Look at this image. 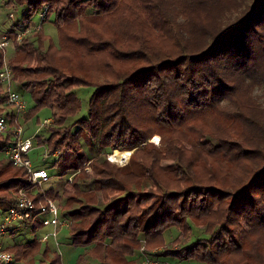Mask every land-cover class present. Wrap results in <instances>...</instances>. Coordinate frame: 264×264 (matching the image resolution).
<instances>
[{
    "label": "trees",
    "instance_id": "1",
    "mask_svg": "<svg viewBox=\"0 0 264 264\" xmlns=\"http://www.w3.org/2000/svg\"><path fill=\"white\" fill-rule=\"evenodd\" d=\"M28 4L27 19L45 4L54 8L48 15L57 42L45 44L41 28L16 46L12 89L32 87V112L54 110L48 137L35 136L56 154L51 168L80 169L60 190H47L65 200L70 242L84 249L75 264L87 255L94 264H134L141 241L151 251L181 224L208 236L162 246L156 257L264 264V0ZM80 86L92 93L71 130L66 122L80 109L74 91ZM6 98L0 84V101ZM154 134L157 146L149 142ZM9 137L1 134L0 150ZM81 140L101 156L87 158ZM130 150L123 166L106 158L119 151L115 160L123 161ZM19 187L32 188L25 169L0 158V204L11 205L9 190ZM33 197L39 204V195ZM24 223L33 233L42 227L35 218ZM41 243L34 237L4 245L13 254L9 264L31 260ZM48 249L42 264H59L61 254L52 250L48 257Z\"/></svg>",
    "mask_w": 264,
    "mask_h": 264
},
{
    "label": "rangeland",
    "instance_id": "2",
    "mask_svg": "<svg viewBox=\"0 0 264 264\" xmlns=\"http://www.w3.org/2000/svg\"><path fill=\"white\" fill-rule=\"evenodd\" d=\"M28 3H29V0H0V31L11 35L13 31L19 30L25 25L26 26L28 25V27L30 26V30L26 33V35L24 36L23 40L20 43L10 41L9 45L5 48L4 53H5V57L7 58V61L9 62V64L14 54L16 46L23 45L24 42H26L25 39H27V41L34 40V38L36 37L34 33L40 30L41 28H42L43 35L47 37V41H45V44L48 43L49 39H51L54 42H57V30L53 23V19H54L53 15H49L48 20L45 21L39 29L33 28V25H35V23L39 19L38 14L42 10V8L46 7L48 14H49V8H51V10H53L54 8L52 6L48 7L49 5L45 4L43 7L37 9L36 12H33V14L29 17V19H27V18H23V16L26 17L28 14V8H29ZM92 12H93L92 9L87 11L88 14ZM16 85H18L17 80L13 81V89H16ZM31 89L32 87H30L29 90L25 91L23 89L17 88V91L22 95V99L24 101V112L19 117L18 123L23 128V137L32 138L31 142H32L33 147L28 151L27 156L33 167H42L46 170H49V172L53 175V177L49 181L43 184L44 191L47 192V190L50 189V187H53L55 190H60L63 186L65 179H67L68 174H66L64 172L65 170H63L62 168L61 169L57 167L51 168V164L55 160L56 154L49 153L46 150V147L43 144H39L38 140L35 138V136L37 135L43 138L48 137L49 135L48 127L51 125V122L53 121L52 114L54 110L48 106H44L32 112V110H35V108H34V100L30 94ZM74 91L79 97L81 105H80L79 111L74 116L69 117L66 122V125L69 126L71 130H76L78 126L75 122L79 120L80 118L84 117L87 113L88 101L92 93V87L80 86V87L75 88ZM260 93H261V90L259 89L255 91V95H259ZM259 102L264 103L263 99H260ZM3 110H6L8 113L13 111L10 105L6 106L5 101L1 100L0 101V111H3ZM27 112H30L31 114L29 117L26 118L25 113ZM46 119H49V123L47 124L44 123ZM0 136H1V133H0ZM153 138H156L157 141H154ZM159 141H160L159 134H154V136L149 139V142L155 144L156 146L159 145ZM81 144H82L81 153L84 154L87 158L93 159V158H97L98 156H101V153L98 152V148L96 145H88L85 142V140H81ZM6 150L7 148L4 150H0V158L4 160L9 158L6 153ZM113 152L115 151H112L111 153H107L106 158L108 159L107 155L112 154ZM116 152L117 154L112 156V157L116 156V158H113V159H117L118 157H120V153H122L119 151H116ZM130 153H131V150L124 163H118L117 161H110L109 159L108 160L116 164L117 166H123L124 164L127 163ZM84 170L86 173L88 172L91 174V168L89 167V162L85 164ZM79 171L80 169L78 170L77 173L73 175V177L76 174H78ZM15 190L16 189L9 190V195H10L12 202H13V199H12L13 191ZM33 191L37 192L38 189L33 187ZM95 194L97 196L96 198L98 200V205L103 206L104 201L102 200V195L100 191H97ZM47 197L50 199H54L58 207H60V217L61 218L63 216H67L65 212L66 211L65 200L63 198L61 199L52 198V197H49L48 194H47ZM41 201L42 200L40 198V202ZM7 207L8 205H6V203L0 204V219L2 218V215L5 212ZM12 228H9L7 230L6 236L3 238V242L5 246L10 245V244H15V243H25L28 240L33 239L34 237L37 238L39 242H42L40 246V251L37 252L32 257L31 260L26 259L20 262H14L12 264H30V263L42 264V261L44 260L42 256V252L45 246H48L49 248L48 257L52 255V250H57L61 254L59 264H71V263L75 264V261L77 258L76 255L84 251L83 248L75 247L70 242L69 227H63L59 229L58 243L54 242V240L51 237H48L44 241L39 240L40 236L50 231L51 229L50 227L42 226L35 233L31 232L30 223L28 224L18 223ZM207 236L208 234H206L202 229L200 230L195 227H192V229L189 231L186 230V228L184 229L182 224L179 227H175V226L171 227L164 232L165 240L163 241V245L156 246V248L151 249V251H147L145 242L141 241L139 250L135 253V256L133 258L134 259L133 263L134 264H150L147 262L143 263V261L145 259H149V260L156 259L158 260L159 264H198L195 261L180 262L173 258L156 257L157 256L156 254L160 251L162 246L165 248L167 247L177 248L179 246L189 245L190 243H193L196 240L202 239ZM44 261H47V259ZM94 262L95 261L92 260L90 256L87 255L80 264H94Z\"/></svg>",
    "mask_w": 264,
    "mask_h": 264
},
{
    "label": "built area",
    "instance_id": "3",
    "mask_svg": "<svg viewBox=\"0 0 264 264\" xmlns=\"http://www.w3.org/2000/svg\"><path fill=\"white\" fill-rule=\"evenodd\" d=\"M39 19L33 25V28L39 29L42 24L48 20V11L44 7L38 14ZM30 30V26H25L13 33L7 34L0 31V84L4 88L7 98L5 100L6 106L10 105L13 109L11 112L3 110L0 113V133L8 134L10 137L9 145L7 146L6 153L11 160L12 164L16 167L24 168L27 174V182L32 186L29 188L19 187L13 191V203L8 206L0 219V264H9L13 260V254L5 250L3 238L6 236L7 230L12 228L18 223H24L27 220L38 219L43 227H50V231L40 236L39 240L44 241L51 237L54 242L58 243V232L60 228L70 227L71 221L67 216L60 217V207L54 199L47 197V192L43 189V184L49 181L53 175L42 167H33L27 156L28 151L33 147L31 139L23 137V128L18 123V119L24 112V101L22 95L13 88V72L12 68L5 57V48L11 42L20 43L26 33ZM45 124L49 123V119L44 121ZM112 154L107 157L110 161H117L124 163L126 159L115 160ZM46 156V155H45ZM79 169L65 170L68 174L67 179L72 180V177ZM33 187L38 191L34 192ZM31 193V194H30ZM38 194L41 198L39 204H35L33 195ZM159 264L156 259H145L143 263Z\"/></svg>",
    "mask_w": 264,
    "mask_h": 264
},
{
    "label": "bare ground",
    "instance_id": "4",
    "mask_svg": "<svg viewBox=\"0 0 264 264\" xmlns=\"http://www.w3.org/2000/svg\"><path fill=\"white\" fill-rule=\"evenodd\" d=\"M153 140H154V141H157L156 138H153ZM113 155H115V154H113ZM113 155H112V156H113ZM112 158H116V156H114V157H112ZM123 158H124V157H123ZM123 158H122V160H123Z\"/></svg>",
    "mask_w": 264,
    "mask_h": 264
},
{
    "label": "crops",
    "instance_id": "5",
    "mask_svg": "<svg viewBox=\"0 0 264 264\" xmlns=\"http://www.w3.org/2000/svg\"><path fill=\"white\" fill-rule=\"evenodd\" d=\"M79 254H80V253H79ZM77 256H78V254L76 255V257H77ZM76 257H75V258H76ZM71 264H73V263H71Z\"/></svg>",
    "mask_w": 264,
    "mask_h": 264
},
{
    "label": "water",
    "instance_id": "6",
    "mask_svg": "<svg viewBox=\"0 0 264 264\" xmlns=\"http://www.w3.org/2000/svg\"><path fill=\"white\" fill-rule=\"evenodd\" d=\"M128 152H130V151H128Z\"/></svg>",
    "mask_w": 264,
    "mask_h": 264
}]
</instances>
